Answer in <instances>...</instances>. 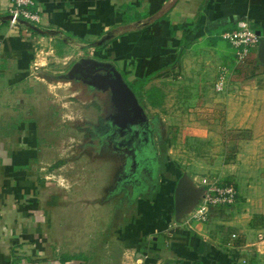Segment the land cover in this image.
<instances>
[{"label":"crops","instance_id":"0c3cea01","mask_svg":"<svg viewBox=\"0 0 264 264\" xmlns=\"http://www.w3.org/2000/svg\"><path fill=\"white\" fill-rule=\"evenodd\" d=\"M33 1L39 21L11 29L6 21L11 0H0V264H250L248 236L242 242L237 233L234 249L225 246L228 227H241L243 233L242 220L252 219L245 211L224 216L234 213L239 198L225 214L211 210L206 222L196 221L200 199L192 206L183 200L177 210L181 176L171 169L165 181L152 185V196L142 205L122 212L115 201L109 218L101 211L92 216L90 180L83 175L70 187L65 204L58 188L37 182L38 135L27 110L43 87L38 81L53 77L55 70L56 78L65 75L81 58L112 64L132 83L142 78V61L154 57L161 71L153 79L176 69L181 78L188 62L203 57L206 65L212 61L228 70L233 50L221 35L244 20L264 36V0L259 5L160 0L153 15L149 0ZM254 51V60L261 62L258 45ZM199 179L186 178L191 186L186 195L197 196ZM92 223H98L95 232Z\"/></svg>","mask_w":264,"mask_h":264},{"label":"rangeland","instance_id":"374dc122","mask_svg":"<svg viewBox=\"0 0 264 264\" xmlns=\"http://www.w3.org/2000/svg\"><path fill=\"white\" fill-rule=\"evenodd\" d=\"M254 52L250 49L241 64L231 62L228 70L198 58L188 62L181 78L176 69L142 89L120 72L138 93L142 113L117 111L116 119L110 117L116 109L108 90L89 96L84 85L56 78L55 70L53 77L38 81L43 87L28 103V120L38 135L37 182H47L49 190L58 188L66 204L72 184L86 176L92 216L101 211L108 218L115 201L122 204V212L142 205L152 196L147 184L165 181L168 169L190 180L197 176L232 184L239 202L234 213L224 216L245 211L252 219L248 223L241 219L246 232L241 227L223 230L224 239L238 233L243 242L248 236L249 263L264 264V62L254 60ZM257 87L262 91L255 92ZM146 121L158 154L155 180L149 165L144 167L135 157V126ZM99 201L107 205L99 207ZM253 223L257 227L249 232ZM97 224H91V232Z\"/></svg>","mask_w":264,"mask_h":264},{"label":"built area","instance_id":"2783aa9c","mask_svg":"<svg viewBox=\"0 0 264 264\" xmlns=\"http://www.w3.org/2000/svg\"><path fill=\"white\" fill-rule=\"evenodd\" d=\"M33 6V0H11L6 20L9 28L15 29L21 23H37L39 15L32 11ZM255 32L256 30L248 22L242 20L235 24V29L221 35L222 40L233 50L234 64L243 63L250 49L258 45L260 38ZM198 188H202V192L199 205L193 215L196 221L206 222L211 210L231 207L237 201L238 193L232 184H217L207 178H201ZM237 240L238 236L233 233L225 246L234 249Z\"/></svg>","mask_w":264,"mask_h":264},{"label":"water","instance_id":"95a60500","mask_svg":"<svg viewBox=\"0 0 264 264\" xmlns=\"http://www.w3.org/2000/svg\"><path fill=\"white\" fill-rule=\"evenodd\" d=\"M255 33L260 38L258 43L259 58L261 62H264V36H262L260 31H256ZM59 79L68 82L79 79L92 88L101 91L108 90L111 94L112 102L119 113H125L129 109L134 114L142 113V108L139 106L136 95L124 82L122 76L112 64L99 62L91 58H81L72 65L65 75L59 76ZM189 184L186 176H182L176 185L175 202L177 210L181 209L183 200L189 201L188 205L190 206L191 203L194 204L197 201L196 199H200L202 188L193 190L197 194L196 197L192 198V196L185 194V191L191 189ZM187 211L188 208L184 213Z\"/></svg>","mask_w":264,"mask_h":264},{"label":"flooded vegetation","instance_id":"af4514ba","mask_svg":"<svg viewBox=\"0 0 264 264\" xmlns=\"http://www.w3.org/2000/svg\"><path fill=\"white\" fill-rule=\"evenodd\" d=\"M74 83H80V84L84 85L85 86V93H87L89 96L90 95H97V94H98V96H101V95L105 94L104 91L92 88V87L88 86L86 83H83L79 79L74 80ZM133 92L136 94L137 99H139L138 93H136L135 91H133ZM117 116H118V113L116 110V111H114V114L110 117H111V119L112 118L116 119V118H118ZM104 119H105V117H104ZM134 131H135L134 132L135 136L133 135L132 137H135V148H134L135 157L138 159V156H139L138 163L142 164L144 167H147V165H149L148 168H149L150 173H151V179L155 180L154 177L156 178L157 176H156V173H154L153 171H154L155 166H157L156 161L158 160L157 159L158 154L156 153V147H154L153 143H150V140H149V137L151 136L150 134L152 133V131L149 128L148 121L143 123L140 127L135 126ZM126 138H129V136H126V137L124 136V139H126ZM121 140H123V139H121ZM153 184H156V183L147 184L148 189H151Z\"/></svg>","mask_w":264,"mask_h":264},{"label":"trees","instance_id":"16d2710c","mask_svg":"<svg viewBox=\"0 0 264 264\" xmlns=\"http://www.w3.org/2000/svg\"><path fill=\"white\" fill-rule=\"evenodd\" d=\"M261 2H262V0H250V3L252 5H259ZM161 5L162 4H161L160 0H149L148 14L153 15L154 13H157L160 10ZM263 30H264V28H263ZM152 33L155 36H158L159 31H158L156 26H154V28L152 29ZM176 63H175V65H176ZM141 71H142V78L139 79L137 82H135L140 86V89H142L144 84L151 81L161 71L158 58L154 57V58H151L149 60H143L141 63ZM224 209H226V208H224ZM224 209L219 208V209H216V211H219V210L222 211ZM253 219H255V218H253ZM256 227L257 226L254 225V223L250 225V228H252V229L256 228Z\"/></svg>","mask_w":264,"mask_h":264}]
</instances>
